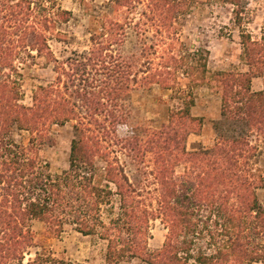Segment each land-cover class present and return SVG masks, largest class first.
Returning a JSON list of instances; mask_svg holds the SVG:
<instances>
[{"label":"trees","instance_id":"16d2710c","mask_svg":"<svg viewBox=\"0 0 264 264\" xmlns=\"http://www.w3.org/2000/svg\"><path fill=\"white\" fill-rule=\"evenodd\" d=\"M137 1L141 0H110L103 7L119 13L129 11ZM146 1L162 27H167L165 14L175 15L186 2ZM222 1L237 8L234 13L241 28L243 0ZM21 2L28 4L25 0ZM83 5L90 8L85 0ZM28 10L24 16L14 8L9 16L3 17L5 21L0 18V67L13 69L17 37L19 47L21 44L32 48L50 62H57L39 30L58 21L68 22L72 13L59 8L54 18L40 19L35 17L30 5ZM2 13L0 2V16ZM20 15L21 19H15ZM11 18L17 20V26H9ZM91 22V28L95 31L100 26V31L91 35L96 46L88 58V66L98 61L106 67L103 53L112 42L121 40L127 25L111 20L107 14L100 19L92 16ZM30 37H34L32 44L28 42ZM99 37L106 41L97 42ZM240 38L246 72H210L208 58L202 51L192 53L190 61V57L181 58L182 62L173 56L168 58L169 64L163 68L172 65L185 69L183 77L189 81L185 88L176 74L174 84H169L166 74H152L151 69L136 71L130 64L117 60L111 70L118 82L109 87L110 91L106 88L104 97L92 95L88 99L87 115L92 119L88 121L78 116L76 107L67 98V90L55 84L38 87L33 105L27 107L20 103L22 96L16 81L6 79L0 83V264H24L28 248L34 246L32 223L35 221L46 224L54 233H62L65 226L71 225L84 236H100L108 242L109 264L136 258L148 264H191L192 261L264 264V207L258 201L249 169L256 152L252 138L264 136V90L252 89L255 78L264 79V29L260 40L244 30ZM59 69L57 66L58 73ZM140 72L146 75L142 78L144 82L155 81L152 83L175 91L183 105L171 110L168 122L146 135L142 145L145 154H153L159 213L168 230L163 247L154 253L148 250L152 212L142 199V192L105 151L107 126L95 119L99 112L117 119L103 99L118 105L117 101L140 84ZM162 78L165 79L159 81ZM58 80L61 82L60 76ZM200 85L217 90L221 97V120L217 126L222 134L213 148L189 151V136L203 126V119L192 115L196 104L193 90ZM70 122H74V137L69 167L54 174L48 164L40 162L33 148L44 143L54 126L62 127ZM16 130L30 133V147L16 141ZM229 131L236 135H230ZM98 160L105 163L104 168L98 166ZM106 208L108 221L104 219ZM206 239L208 251L200 247V241ZM27 264L67 263L38 253L35 261Z\"/></svg>","mask_w":264,"mask_h":264},{"label":"rangeland","instance_id":"374dc122","mask_svg":"<svg viewBox=\"0 0 264 264\" xmlns=\"http://www.w3.org/2000/svg\"><path fill=\"white\" fill-rule=\"evenodd\" d=\"M21 1L0 0L3 7L0 18L9 16L14 8L26 16L29 5L30 9L35 10L36 18H54L53 15L59 8L71 12L72 18L68 22L58 21L54 26L49 24L39 30L57 62H50L32 48L22 47L21 44L19 47V43H16L19 38L14 39L13 69L0 67V83L6 79L16 81L22 96L20 103L27 107L33 105L34 92L38 87L55 84L63 91L67 90V98L76 107L78 116L85 117L86 121L92 120L87 115L88 99L92 98V95H98L99 99L104 97L106 88L110 91L109 87L118 82L117 77H112L111 70L117 60L130 64L136 71L151 69L152 74H166L169 84H174L176 74L185 88V84L189 83L183 77L185 69H177L172 65L163 68L168 63V58L173 56L178 62H182L181 58L190 57V61L192 53L202 51L208 58L210 72H246L248 67L242 58L241 30L246 31L253 39L260 40L264 29V0L242 1L241 28L234 13L237 8L222 0H186L175 15L173 12L165 14L167 27H162L157 17L156 21V12L146 0L137 1L129 11L123 10L119 13L103 7L110 0H85L89 9L83 5L84 0H25L28 4ZM19 4L21 6L16 8ZM103 14L109 15L113 21L120 20L125 23V35L120 37L122 41L112 42L111 47L103 53L106 67H102L98 61L88 66V58L96 46L91 40V35L100 31V26H97L95 31L91 28L92 16L100 19ZM21 18L22 15L15 17L17 20ZM13 19H9V26L18 25L17 20ZM152 19H155V22ZM34 20L30 22L33 23ZM99 41L106 39L99 37L97 42ZM28 42L34 43V37H30ZM57 66L60 68L59 73L56 71ZM59 76L61 82L58 80ZM144 76L146 75L140 72V84L123 100L117 101L118 105L115 106L108 98L103 99V102L109 105L108 109L114 110L116 120L106 112H99L95 119L107 126L103 141L105 151L111 160L119 163L131 182L142 192V199L152 212L148 250L154 253L163 247L168 230L159 213V192L154 177L153 154H145L142 145L146 135L168 122L171 110H177L183 105L175 91L152 83L155 81L144 82ZM252 89L264 90V79L255 78ZM193 93L196 104L192 108V115L202 118L203 126L196 134L189 136L187 148L189 151L210 149L219 142L222 134L217 126L221 120V97L217 90L208 85L194 88ZM73 123L62 127L54 126L44 143L33 148L40 162L48 164L54 174L69 167L70 147L74 137ZM229 134L236 135L234 131H229ZM14 136L18 143L26 147L31 146L29 132L16 130ZM252 145L256 147V152L250 161L249 169L258 201L264 207V136L252 138ZM98 166L104 168L105 163L98 160ZM114 200L117 207L118 197ZM107 209L104 211L105 221H108L107 217L110 216ZM32 230L34 246L28 248L24 264L35 261L38 253L51 255L67 264H109L106 261L108 242L100 236H84L71 225L65 226L62 233H54L46 224L37 221L32 223ZM201 246L208 251L207 239L200 241ZM115 264L148 263L136 258ZM191 264L196 263L192 261Z\"/></svg>","mask_w":264,"mask_h":264}]
</instances>
